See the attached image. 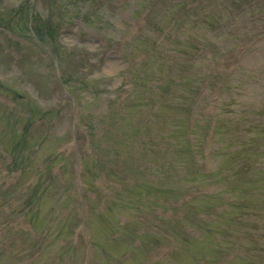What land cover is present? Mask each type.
Masks as SVG:
<instances>
[{
    "label": "rangeland",
    "instance_id": "1",
    "mask_svg": "<svg viewBox=\"0 0 264 264\" xmlns=\"http://www.w3.org/2000/svg\"><path fill=\"white\" fill-rule=\"evenodd\" d=\"M31 16L33 27L54 25L50 34L68 29L53 43L42 37L46 52L55 46L56 69L27 38ZM3 19L10 29L0 25V264L25 257L33 264L35 251L36 264H49L56 247L44 254L46 239L32 234L28 244L18 223L46 225L77 205L99 244L117 220L137 222L139 233L158 240L159 231L177 229L185 244L177 239L143 262L145 251L137 253L133 264H194L195 253L205 260L214 254V264H264V0H0ZM118 40L122 56L102 64ZM58 74L74 103L63 99ZM74 108L79 126L68 140ZM76 140L85 171L77 198ZM109 146L129 159L120 171ZM105 164L110 174L100 171ZM47 169L59 175L50 178ZM133 191L163 221L121 213ZM35 193L42 202L31 205L27 196ZM222 229L230 232L220 237ZM44 231L51 238L58 230ZM73 241L70 264H79L81 245Z\"/></svg>",
    "mask_w": 264,
    "mask_h": 264
}]
</instances>
